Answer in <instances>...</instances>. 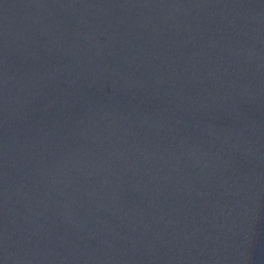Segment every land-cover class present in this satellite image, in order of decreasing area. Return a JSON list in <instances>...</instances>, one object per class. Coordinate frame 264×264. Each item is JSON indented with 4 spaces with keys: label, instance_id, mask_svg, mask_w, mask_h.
<instances>
[{
    "label": "water",
    "instance_id": "water-1",
    "mask_svg": "<svg viewBox=\"0 0 264 264\" xmlns=\"http://www.w3.org/2000/svg\"><path fill=\"white\" fill-rule=\"evenodd\" d=\"M0 264H264V0H0Z\"/></svg>",
    "mask_w": 264,
    "mask_h": 264
}]
</instances>
